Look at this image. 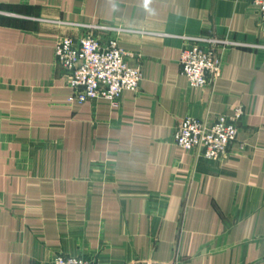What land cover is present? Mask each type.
Returning <instances> with one entry per match:
<instances>
[{
    "label": "crops",
    "instance_id": "1",
    "mask_svg": "<svg viewBox=\"0 0 264 264\" xmlns=\"http://www.w3.org/2000/svg\"><path fill=\"white\" fill-rule=\"evenodd\" d=\"M122 28L137 92L70 104L59 38ZM107 35V34H106ZM189 36L222 46L191 86ZM245 115L221 160L176 144L186 117ZM264 264V21L253 0H0V264Z\"/></svg>",
    "mask_w": 264,
    "mask_h": 264
},
{
    "label": "built area",
    "instance_id": "2",
    "mask_svg": "<svg viewBox=\"0 0 264 264\" xmlns=\"http://www.w3.org/2000/svg\"><path fill=\"white\" fill-rule=\"evenodd\" d=\"M253 5L264 21V0H253ZM88 27L85 26V33L78 38H59L55 47L56 62L68 73L71 88L68 101L73 104L106 99L117 105L125 90H139L142 68L130 62L131 53L120 45L118 37L109 35L110 26L95 24ZM233 42L211 36L188 37L181 52L180 64L191 86L206 87L215 83L222 69L219 48L224 43L231 45ZM244 115V108L238 106L232 115L186 117L175 128L173 140L184 149L196 152L198 156L221 160L237 139ZM52 264L101 262L95 257L58 253ZM146 264L168 263L151 261ZM171 264L181 263L175 261Z\"/></svg>",
    "mask_w": 264,
    "mask_h": 264
},
{
    "label": "rangeland",
    "instance_id": "3",
    "mask_svg": "<svg viewBox=\"0 0 264 264\" xmlns=\"http://www.w3.org/2000/svg\"><path fill=\"white\" fill-rule=\"evenodd\" d=\"M87 27L89 26V25H95V24H85ZM106 26H110V28H109V33H111L112 31H118V32H120L121 30H122V28H115V27H113L112 25H107V24H105ZM89 28V27H88ZM105 33V32H104ZM189 37H192V36H189ZM188 38V37H187ZM221 39V38H220ZM223 40H228V39H223ZM228 41H230V42H233V41H231V40H228ZM232 45H237L236 43H232L231 45H229L228 43L227 44H225L224 43V46H232ZM219 53H220V48H219ZM222 59V58H221Z\"/></svg>",
    "mask_w": 264,
    "mask_h": 264
}]
</instances>
